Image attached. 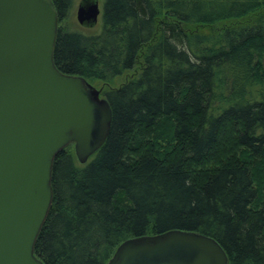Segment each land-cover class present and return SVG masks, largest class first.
<instances>
[{
    "label": "trees",
    "instance_id": "obj_1",
    "mask_svg": "<svg viewBox=\"0 0 264 264\" xmlns=\"http://www.w3.org/2000/svg\"><path fill=\"white\" fill-rule=\"evenodd\" d=\"M54 62L112 83L111 132L88 163L55 158L35 244L44 264H108L121 244L190 232L228 264H264V0H104L102 27L63 25Z\"/></svg>",
    "mask_w": 264,
    "mask_h": 264
},
{
    "label": "water",
    "instance_id": "obj_2",
    "mask_svg": "<svg viewBox=\"0 0 264 264\" xmlns=\"http://www.w3.org/2000/svg\"><path fill=\"white\" fill-rule=\"evenodd\" d=\"M98 0L77 20L97 25ZM59 16L51 0H0V264H44L35 244L53 202L57 155L74 145L80 164L106 143L112 110L103 91L59 71ZM221 245L197 233L125 241L108 264H228Z\"/></svg>",
    "mask_w": 264,
    "mask_h": 264
},
{
    "label": "rangeland",
    "instance_id": "obj_3",
    "mask_svg": "<svg viewBox=\"0 0 264 264\" xmlns=\"http://www.w3.org/2000/svg\"><path fill=\"white\" fill-rule=\"evenodd\" d=\"M82 0H77L76 1V5H75V8L70 16V18L65 21L63 23V25L65 27H67L69 30H77V31H82L84 32L85 34H88V35H92V34H95V33H98L100 30H101V27H102V13H103V4H104V0H98L99 2V6H100V9H101V15L99 17V21L97 23V25H95L94 27L92 28H85L83 26H81L77 20V11H78V6L80 4ZM133 76V72H129V73H126L124 74L123 76L119 77V78H116L112 83H104V82H100V81H94V82H90V84H92L95 88L99 89V90H102L103 91V94H102V98L104 97V93L112 88H118L120 87L121 85H123L124 83H126L127 81H129V79ZM72 150H74V145H73V148Z\"/></svg>",
    "mask_w": 264,
    "mask_h": 264
}]
</instances>
